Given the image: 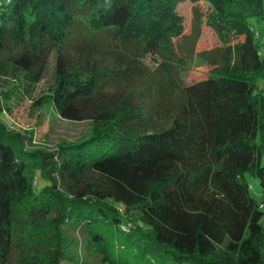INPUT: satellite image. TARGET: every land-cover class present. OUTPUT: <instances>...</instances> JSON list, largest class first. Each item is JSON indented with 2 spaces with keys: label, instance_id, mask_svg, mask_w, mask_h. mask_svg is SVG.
I'll use <instances>...</instances> for the list:
<instances>
[{
  "label": "trees",
  "instance_id": "1",
  "mask_svg": "<svg viewBox=\"0 0 264 264\" xmlns=\"http://www.w3.org/2000/svg\"><path fill=\"white\" fill-rule=\"evenodd\" d=\"M177 1L0 0V50L34 78L54 55L53 108L93 125L34 151L0 119V264H264V0H207L244 42L185 86Z\"/></svg>",
  "mask_w": 264,
  "mask_h": 264
},
{
  "label": "rangeland",
  "instance_id": "2",
  "mask_svg": "<svg viewBox=\"0 0 264 264\" xmlns=\"http://www.w3.org/2000/svg\"><path fill=\"white\" fill-rule=\"evenodd\" d=\"M210 10L207 0L177 1L176 12L183 17V31L172 41L176 52L185 57L184 67L178 70L182 86L201 81L224 65L232 67L237 58V49L244 42L243 35L233 31L219 36L207 22ZM252 24L257 40L262 44L260 54L264 56V19L253 21ZM14 54L15 49L0 50V119L13 133L29 138L27 150L51 151L60 143L76 141L91 132L93 125L88 121L63 119L50 102L54 55L49 56L44 63L41 75L34 78L13 67ZM142 63L148 69L155 68L149 57H145ZM37 178L39 185L48 183ZM247 180L251 197L262 208L261 223L264 228V193L254 178L249 177ZM73 235L77 236L78 241L79 234L75 232ZM81 255L85 261L83 264H99L97 259H92L88 254L81 252ZM10 258V264H16L14 252Z\"/></svg>",
  "mask_w": 264,
  "mask_h": 264
}]
</instances>
